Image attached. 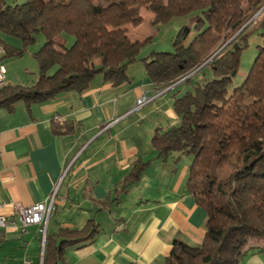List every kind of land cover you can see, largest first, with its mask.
I'll use <instances>...</instances> for the list:
<instances>
[{
  "label": "trees",
  "instance_id": "1",
  "mask_svg": "<svg viewBox=\"0 0 264 264\" xmlns=\"http://www.w3.org/2000/svg\"><path fill=\"white\" fill-rule=\"evenodd\" d=\"M143 7L152 11L154 25L194 13L172 52L143 58L161 89L187 86L174 101L180 124L157 131L152 144L161 157H192L189 190L208 213L202 243L175 240L166 264H241L248 253L264 254V0H0L3 60L25 56L39 36L44 39L33 54L37 81L0 85V109L83 92L100 73L116 84L127 80L128 66L150 39L129 35L130 25L142 24ZM256 32L263 44L244 82L233 88L241 53ZM147 164L138 161L131 178ZM65 234L59 243L46 236L43 264H59L65 246L76 240ZM254 240L261 244L251 245Z\"/></svg>",
  "mask_w": 264,
  "mask_h": 264
},
{
  "label": "crops",
  "instance_id": "2",
  "mask_svg": "<svg viewBox=\"0 0 264 264\" xmlns=\"http://www.w3.org/2000/svg\"><path fill=\"white\" fill-rule=\"evenodd\" d=\"M128 29L141 39L139 27ZM72 40L68 36V44ZM43 42L41 37L38 48L5 60L0 45L5 83L37 81L33 54ZM147 57L141 50L121 83L100 73L83 92L0 109V214L8 219L0 264H43L46 236L59 243L67 232L76 240L65 246L59 264H166L175 240L202 243L208 213L189 190L192 157H161L152 144L157 131L180 124L174 101L187 86L161 89L147 72ZM142 98L147 102L138 107ZM138 161L148 164L133 180ZM58 185L46 230L45 224L23 227L16 205L45 202ZM241 264H264V254L248 253Z\"/></svg>",
  "mask_w": 264,
  "mask_h": 264
},
{
  "label": "rangeland",
  "instance_id": "3",
  "mask_svg": "<svg viewBox=\"0 0 264 264\" xmlns=\"http://www.w3.org/2000/svg\"><path fill=\"white\" fill-rule=\"evenodd\" d=\"M8 3H14L13 1H17L18 3H23L26 0H7ZM42 4V3H41ZM141 14L143 16V22L139 25V29L142 31L139 35L141 36L140 40L148 39L147 44L143 47L142 52L145 55H150L153 52H172L174 50L173 40L177 35L178 31L183 25H186L191 22L194 13L183 15L179 17H175L168 22L160 23L158 25H154L152 23V19L154 17L152 11L143 7L141 10ZM134 38L135 36L132 35ZM8 43L21 47L22 42L12 36H7ZM74 40L69 41L70 45ZM41 43V37L38 43L35 46L31 47V51L38 48ZM263 44L262 36L256 32L249 36L248 46L242 51L240 56V66L237 72V75L234 76L233 88L241 85L251 68L254 65V62L258 56L259 47ZM29 52V50H28ZM30 56V55H29ZM152 57V56H151ZM210 74V70H207ZM209 76V75H208Z\"/></svg>",
  "mask_w": 264,
  "mask_h": 264
},
{
  "label": "built area",
  "instance_id": "4",
  "mask_svg": "<svg viewBox=\"0 0 264 264\" xmlns=\"http://www.w3.org/2000/svg\"><path fill=\"white\" fill-rule=\"evenodd\" d=\"M6 79V68L0 63V85L5 83ZM147 102L146 99L142 98L138 102V107L144 105ZM61 121V118L56 119V121ZM59 191V185L55 187L53 192L47 198L45 202L37 203L31 206H24L22 204H17L16 209L19 212L20 220L23 227L33 225V224H45V230L50 219L54 216L56 212V200ZM2 206H0L1 208ZM13 224L16 221L12 222ZM8 226V219L5 215L0 214V236L2 235L3 229Z\"/></svg>",
  "mask_w": 264,
  "mask_h": 264
},
{
  "label": "water",
  "instance_id": "5",
  "mask_svg": "<svg viewBox=\"0 0 264 264\" xmlns=\"http://www.w3.org/2000/svg\"><path fill=\"white\" fill-rule=\"evenodd\" d=\"M199 69H200V68H199ZM199 69H198V70H199ZM198 70H197V71H198ZM234 75H235V73H234Z\"/></svg>",
  "mask_w": 264,
  "mask_h": 264
}]
</instances>
